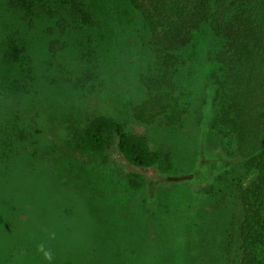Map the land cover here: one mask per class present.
I'll use <instances>...</instances> for the list:
<instances>
[{"label": "rangeland", "instance_id": "obj_1", "mask_svg": "<svg viewBox=\"0 0 264 264\" xmlns=\"http://www.w3.org/2000/svg\"><path fill=\"white\" fill-rule=\"evenodd\" d=\"M114 30V53L101 56L98 78L81 90V104L147 138L158 156L154 173L134 179L112 161L85 162L68 120L60 124L42 115L32 132L40 131L44 161L0 182V264H169V250L179 248L189 262L234 264L232 235L241 213L229 196L252 183L256 172L239 154L236 137L216 127L222 84L213 59L221 40L208 27L198 34L200 44L184 51L178 74L182 119L150 125L133 116L145 98L140 76L153 61L144 24L132 11ZM58 56L63 72L55 74L66 77L74 55Z\"/></svg>", "mask_w": 264, "mask_h": 264}, {"label": "trees", "instance_id": "obj_2", "mask_svg": "<svg viewBox=\"0 0 264 264\" xmlns=\"http://www.w3.org/2000/svg\"><path fill=\"white\" fill-rule=\"evenodd\" d=\"M122 3L119 15L115 9ZM2 5L0 182L35 171L44 161L46 150L36 140L40 131L32 132L42 115L60 124L68 120L85 162L112 161L134 179L152 175L158 156L147 138L131 134L114 116L88 112L80 92L98 78L101 56L114 53L116 21L135 11L153 61L140 76L145 98L133 107V116L150 125L175 124L183 115L178 86L183 53L200 44L197 36L205 27L214 32L221 40L213 61L222 84L216 127L236 137L239 154L256 172L252 183L229 196L241 213L232 235L234 264H264V0H2ZM63 51L74 57L71 72L58 78ZM72 107L79 115L69 112ZM183 250H169V264H197L198 257L189 262ZM216 257L221 262V253Z\"/></svg>", "mask_w": 264, "mask_h": 264}]
</instances>
